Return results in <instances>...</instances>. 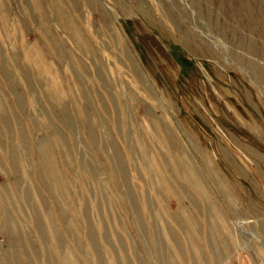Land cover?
Here are the masks:
<instances>
[{
	"label": "rangeland",
	"instance_id": "rangeland-1",
	"mask_svg": "<svg viewBox=\"0 0 264 264\" xmlns=\"http://www.w3.org/2000/svg\"><path fill=\"white\" fill-rule=\"evenodd\" d=\"M0 264H264V0H0Z\"/></svg>",
	"mask_w": 264,
	"mask_h": 264
}]
</instances>
